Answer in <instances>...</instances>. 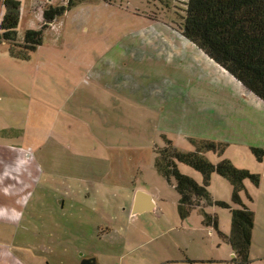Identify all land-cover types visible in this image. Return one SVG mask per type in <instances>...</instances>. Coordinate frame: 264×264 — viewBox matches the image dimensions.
Instances as JSON below:
<instances>
[{"label": "rangeland", "instance_id": "1", "mask_svg": "<svg viewBox=\"0 0 264 264\" xmlns=\"http://www.w3.org/2000/svg\"><path fill=\"white\" fill-rule=\"evenodd\" d=\"M63 1L68 0L55 3ZM186 4L88 0L68 11L54 29L63 46L45 44L27 61L13 58L10 47L21 44L27 30H38L40 22L37 15L22 14L17 38L0 43V130L10 129L7 138H0V194L7 196L0 197V243L36 238L45 255L94 253L103 259L118 254L122 245L114 239L124 234L116 224L110 228L112 213L98 212L67 193L84 191L87 197L90 192L94 196L86 201L96 204L105 191L108 200L126 208L121 188H128L153 197L161 208L130 220L132 226L141 224L145 240L170 227L184 229L179 237L188 239L193 232L188 227L199 225L201 255L232 261L231 245L218 233L216 241L210 237L214 228L206 218L216 216L219 231L230 238V210L212 205L180 216L175 181L162 177L155 166V152L170 144L183 153L200 150L213 165L228 160L260 177L259 190L247 182L255 202L247 192L243 195L256 212L248 264H264V154L259 160L252 152L264 151V103L183 37ZM50 37L49 43L55 41ZM80 76L87 83L65 98V84L74 88L71 79ZM101 79L108 88L105 97L114 94L106 105L91 96L90 87L102 89L92 82ZM49 100L58 101L56 112L49 110ZM14 130L23 138L20 143ZM205 143L220 146L222 154L203 149ZM177 166L203 184L199 172ZM209 191L214 202L238 208L232 203L233 187L219 175H212ZM18 206H24L22 214L8 212ZM128 222L119 223L127 228ZM164 239L176 250L170 236ZM160 243L150 246L154 256Z\"/></svg>", "mask_w": 264, "mask_h": 264}, {"label": "trees", "instance_id": "2", "mask_svg": "<svg viewBox=\"0 0 264 264\" xmlns=\"http://www.w3.org/2000/svg\"><path fill=\"white\" fill-rule=\"evenodd\" d=\"M86 1L68 0L66 4L46 6L41 27L38 30H27L22 43L14 44L12 39L17 37L21 4L15 0H0V7L4 9L0 23V43H12L10 55L27 61L43 45L44 33L50 26ZM186 7L181 29L183 37L264 102V0H187ZM202 148L220 154L223 152L220 146L213 143H205ZM252 152L262 160L264 151L252 149ZM155 154L158 173L167 180L175 181L179 194L178 211L182 218L188 217L195 210L204 211L212 205L231 211V236H220L233 249L235 258L232 262L248 264L255 218L254 213L244 205L242 194L246 192V181L259 187L260 177L247 170L237 169L228 160L213 165L201 155L200 150L183 153L169 144ZM178 163L199 172L203 176V184L182 175ZM213 174L231 184L232 203L237 209L227 203L214 202L209 191ZM206 218L218 230L217 217L206 215Z\"/></svg>", "mask_w": 264, "mask_h": 264}, {"label": "crops", "instance_id": "3", "mask_svg": "<svg viewBox=\"0 0 264 264\" xmlns=\"http://www.w3.org/2000/svg\"><path fill=\"white\" fill-rule=\"evenodd\" d=\"M20 2L21 8H20V20L21 16L23 13L28 12L29 15H37V18L39 20V27H41V24H43V9L41 5H44L46 3L47 5H52L56 6L57 3H55V0H27L25 3H23L21 0H15ZM61 4H65V2H61ZM27 6L25 10H23V7ZM0 14H1V20L4 16V9L2 10L0 7ZM64 16H62L57 22L52 24L50 28L44 33V38H43V45L41 47H45V44H52L51 46L55 47H62L63 42L57 41L56 36L54 34V29L56 26L59 24V21L62 20ZM29 30H34V29H29ZM36 30V29H35ZM51 33L53 35V41L52 43H49V41L52 39ZM18 35V33H17ZM24 36V35H23ZM17 38V37H16ZM23 40V38H22ZM51 42V41H50ZM40 48V47H39ZM38 48V49H39ZM38 49L36 52H38ZM35 52V53H36ZM34 54V53H33ZM90 65V64H89ZM80 67H77L75 71H77V74L80 75L81 72H79ZM227 72V71H226ZM228 73V72H227ZM74 74V73H73ZM231 76V75H230ZM86 79L82 78L81 76L79 78L74 77L71 79L72 84L74 88L69 87V85L66 83L65 84V98H70V96H75L78 93V86H80L82 83H87L85 81ZM236 80V79H235ZM105 82L103 79L100 81H94L92 84H98L99 86H102ZM91 90L94 92L91 94V96H97L102 100L101 104L110 103L111 100L108 98L113 96L114 94H111L108 98H106V94L108 91V88H105L102 86V89H95L94 87H90ZM251 93V92H250ZM90 95V94H89ZM253 95V94H252ZM84 97H87L84 95ZM89 97H87L88 99ZM54 99V98H53ZM83 99V96H82ZM86 98H84L85 100ZM259 99V98H258ZM57 100V99H55ZM83 100V101H84ZM260 100V99H259ZM263 102V101H262ZM264 103V102H263ZM105 107V106H104ZM49 110H53L56 112L58 110L59 105L58 101H51L49 100ZM103 108V107H102ZM10 129H2L0 130V138L8 136V132ZM13 131V130H12ZM15 131V130H14ZM15 135V139L20 143L22 141V136L21 134L18 133V131ZM9 138V137H8ZM9 140V139H7ZM21 140V141H20ZM24 142V140H23ZM16 143V141H15ZM17 144V143H16ZM23 144H26L25 142ZM33 146V144H32ZM3 146L0 144V150H2ZM5 148V147H4ZM14 149H22L23 147L20 145H15L13 146ZM30 153V152H29ZM27 152L26 155H28V158L32 159V155ZM14 154V153H13ZM15 159L18 157L14 154ZM246 181L245 182V188H246V195L248 198H251L250 201L252 203L255 202V199L252 197L250 193V188H248V184ZM251 183V182H250ZM251 185L255 187L252 183ZM256 189L261 188V182L259 187H255ZM124 191H122V199H124V205H126V208L123 207L121 203H118V201H113V199L108 200L106 198V193L103 191V197L104 200L100 203L99 201L96 204H93L92 202L86 201L87 199H90L94 194L88 193L87 197H84V191H78V192H68L67 194L78 200L77 198H82L80 199L82 202H87L89 204L94 205L93 207L96 208L98 212H103L105 213H112L111 216H108V222L110 223V228L111 229H116V225H118L119 230L121 233L124 234V236H121L119 239H114L115 245H122L120 252L124 253H118L114 255H108L104 256V258H101V255L99 254H94V253H87V254H75V255H63V254H58V253H50L48 255H45L41 253L39 246L41 245L40 239L33 238L32 240H26L25 238H22L21 243L17 244V238L14 239V241L10 243H0V264H82V261L85 259H94L95 264H235L231 260L223 257H203L200 253L201 250V234L203 232V229L201 226L197 227H188L187 231L191 232L188 235V239H184L182 237H179L182 232H184V229L178 228L177 227H170L167 229V231L159 235L157 238H151L149 240H145L143 237L142 233V227L140 226L141 224L139 223H134L132 226V223L130 222L131 219L134 217H139L141 215H133V204L136 196V191H129L128 188H121ZM86 192V191H85ZM5 196L4 194H0V197ZM7 197V196H5ZM152 198L153 204H154V209L151 212H158L161 210V208L158 206L156 200ZM2 200V199H0ZM242 200L244 205L251 210L254 213V218H256V212L251 208V206L248 205L247 202H245L244 195L242 194ZM4 201V200H3ZM96 205V206H95ZM12 213H18L22 214L24 211V206H18L17 209L13 210L12 208H9ZM12 209V210H11ZM206 209V208H205ZM204 209V210H205ZM147 213V212H146ZM144 214V213H143ZM125 219H127L128 222V227L124 228L120 221L123 222ZM116 224V225H114ZM183 224H186L183 222ZM187 225V224H186ZM184 227V226H183ZM255 221H254V229H253V234H252V241H253V236H254V230H255ZM211 229V228H210ZM218 230L216 229H211L210 231V237L216 241V235L217 233L219 235H222V233L219 231V224L217 227ZM181 231V232H178ZM213 230V231H212ZM231 230H232V225H231ZM170 236L171 239L174 241V246L176 247L175 249L169 248V246L166 244V239L164 237ZM226 236H228L225 233ZM130 236V237H129ZM164 236V237H163ZM223 236V235H222ZM154 242H162L156 247L157 255L154 256L152 253L153 249L150 248L151 244ZM13 245V246H12ZM16 246V247H15ZM196 249L198 253L196 252ZM15 251L17 253H15ZM44 251V250H43ZM143 252V256H139L138 253ZM47 254V253H46ZM230 255H232V260L235 258V254L233 252V249L231 247V252Z\"/></svg>", "mask_w": 264, "mask_h": 264}, {"label": "water", "instance_id": "4", "mask_svg": "<svg viewBox=\"0 0 264 264\" xmlns=\"http://www.w3.org/2000/svg\"><path fill=\"white\" fill-rule=\"evenodd\" d=\"M154 209L152 198L144 193L138 192L133 204V215H141ZM82 264H95L94 259H85Z\"/></svg>", "mask_w": 264, "mask_h": 264}]
</instances>
